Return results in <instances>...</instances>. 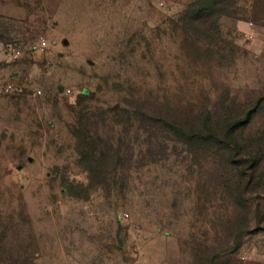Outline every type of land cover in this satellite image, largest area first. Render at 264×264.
<instances>
[{"label":"rangeland","instance_id":"1","mask_svg":"<svg viewBox=\"0 0 264 264\" xmlns=\"http://www.w3.org/2000/svg\"><path fill=\"white\" fill-rule=\"evenodd\" d=\"M0 264H264V0H0Z\"/></svg>","mask_w":264,"mask_h":264},{"label":"trees","instance_id":"2","mask_svg":"<svg viewBox=\"0 0 264 264\" xmlns=\"http://www.w3.org/2000/svg\"><path fill=\"white\" fill-rule=\"evenodd\" d=\"M204 17H206V14L204 13H198L196 16L197 19H202ZM139 109L140 107L136 105L134 106V112L132 113L128 109H125V108H117L114 110L97 109V111L93 113H88L87 115L95 119V122H91V123H92V127L95 126L96 128H94L95 132L93 133H92V129L88 130L87 128H83L81 130L82 134L81 135L77 134V140H78V145H79L78 150H79L80 155L84 157L87 156L93 159L97 156L98 153L100 154L104 153L103 148H100V147L98 148L97 146L99 145L100 140H101V137L98 134V131H99L98 127L99 125H102L104 123L105 115L107 113L109 114L113 113L115 115H118L121 113L122 115L126 117L125 122H127L129 127H131L133 126V123L131 121L133 119L136 120L135 114L138 113ZM143 114L145 115L146 112H144ZM250 117H251V114L246 113V115L243 116V118H241L240 120L235 119L234 122L228 123L227 125L218 124L214 120L210 119L207 122L208 125L205 128L206 131H202V133H192L189 131H185V129L177 122H171L170 124H167V125H169V129L170 130L173 129L177 135L182 134L183 138L184 137L189 138V140L187 141H190L191 139L197 140L201 138L211 143V145L215 147L216 150L225 151L230 156H232V158L233 157L235 158L238 155H242L243 157H246V158L249 157L250 161H252L253 159L255 164L253 166H248V167L246 166L247 164L246 160L241 161L240 164L243 165L246 170H243L240 177H244L245 179L253 178V181H254L255 180L254 173L256 172V169H257L258 164L260 163L259 162L260 160L257 159V156H253L251 152H249L250 145L247 146L243 143H240L239 134H238L239 130L246 127L250 123L251 121ZM153 121H154V125L156 126L162 120L158 118H154ZM202 134L204 135V138H202ZM98 141L99 143L96 144V142ZM253 181L250 182V180H248L246 185L252 184Z\"/></svg>","mask_w":264,"mask_h":264},{"label":"built area","instance_id":"3","mask_svg":"<svg viewBox=\"0 0 264 264\" xmlns=\"http://www.w3.org/2000/svg\"><path fill=\"white\" fill-rule=\"evenodd\" d=\"M38 46H39L40 50H42V51L45 50L48 47L47 39L46 38H41L39 40V42H38ZM10 90L13 91V87L11 85L7 87V91H10ZM66 93L69 94L70 90H67V91L65 90V94Z\"/></svg>","mask_w":264,"mask_h":264},{"label":"water","instance_id":"4","mask_svg":"<svg viewBox=\"0 0 264 264\" xmlns=\"http://www.w3.org/2000/svg\"><path fill=\"white\" fill-rule=\"evenodd\" d=\"M64 43L67 44V40L64 41ZM63 90H64L63 86H60V87H59V92H63Z\"/></svg>","mask_w":264,"mask_h":264}]
</instances>
